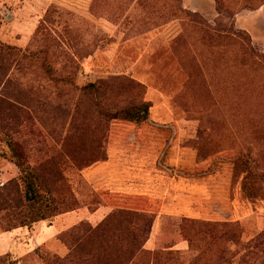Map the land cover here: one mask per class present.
Segmentation results:
<instances>
[{
	"label": "rangeland",
	"instance_id": "rangeland-1",
	"mask_svg": "<svg viewBox=\"0 0 264 264\" xmlns=\"http://www.w3.org/2000/svg\"><path fill=\"white\" fill-rule=\"evenodd\" d=\"M13 151L71 225L38 247ZM6 232L0 264H264V0H0Z\"/></svg>",
	"mask_w": 264,
	"mask_h": 264
},
{
	"label": "crops",
	"instance_id": "crops-1",
	"mask_svg": "<svg viewBox=\"0 0 264 264\" xmlns=\"http://www.w3.org/2000/svg\"><path fill=\"white\" fill-rule=\"evenodd\" d=\"M114 163L115 162H114L113 158L112 159H109V161L107 162V165H108L107 168L109 169L110 167H112L114 165ZM139 173H140L139 178H137V176H135L136 178H134L133 180L130 179V181H132L131 183H134V180L136 181V183H138V182L140 183L141 182L140 180L144 178V177L141 178V175H143V173H146L147 174V177H145V180H147L148 183L152 184V182L155 179V177L152 175V172H149V171H141ZM112 176L113 177L111 179H109V180L106 179V182H111V186H109L108 183H107V186L108 187H106V189H110L109 191H111V193L120 194V196L125 195L127 198L128 197L129 198H131V197H134V198L139 197V198L144 199L145 201L154 202L155 197H156L157 193L159 192V187H155V186L154 187L151 186L149 189H142L140 191L137 190V189H134L133 190L132 188L134 186H130L132 184L126 183L125 182V177H122V176L119 177L117 175H112ZM158 176H159V174H158ZM100 211L101 210H99V209L98 210H95L94 213H92V215L95 216L97 214H102ZM92 215L90 216L88 214V216L94 217ZM64 217H67V216H59V217L55 218L53 220V222H51V223L40 222V223L37 224L38 226H34L35 229H37V228L40 229L39 232L41 234V238L37 237V239H36V242L38 241L37 243H35L36 244L35 245L36 247L42 245V243H44V242H46V243H47V241L49 242V240H51V238H53L56 234H58L59 232L65 230L67 227L71 226V225H69V226L62 225V228L61 229H58L57 231H55V232H53L52 234L49 235L50 236L49 239L48 238L46 239L44 237L46 235L47 230L52 229L53 225L58 220L63 219ZM12 234L14 235V237L10 238V240H11V242L14 241L16 243V239H18L16 232L0 233V256L5 255V254H10V253H8V251L6 249L7 244H9L7 242L6 237L8 235H12ZM54 244H56V243L54 242ZM62 248H63V246H62ZM54 251L56 253H59V254H64V248L61 249L60 247H56L54 249Z\"/></svg>",
	"mask_w": 264,
	"mask_h": 264
},
{
	"label": "trees",
	"instance_id": "trees-1",
	"mask_svg": "<svg viewBox=\"0 0 264 264\" xmlns=\"http://www.w3.org/2000/svg\"><path fill=\"white\" fill-rule=\"evenodd\" d=\"M143 113L146 114V109L144 107L125 110L123 112H120L118 115L122 120L139 122L144 120ZM13 153L15 165L18 167L22 174L21 179L24 187V196L26 202L28 203L29 211H34L29 217L28 221L20 225L21 227H28L31 224L44 221L51 217L50 207L46 206L47 203L43 202V196L41 195V192H43L45 189L40 183V178L31 170L25 168L18 155L14 151ZM47 207L48 214L45 213Z\"/></svg>",
	"mask_w": 264,
	"mask_h": 264
}]
</instances>
